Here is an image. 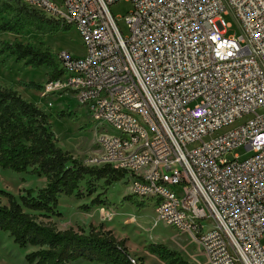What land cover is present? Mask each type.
<instances>
[{"label":"built area","instance_id":"built-area-1","mask_svg":"<svg viewBox=\"0 0 264 264\" xmlns=\"http://www.w3.org/2000/svg\"><path fill=\"white\" fill-rule=\"evenodd\" d=\"M20 1L82 39L84 55L52 54L61 74L42 94L70 91L87 108L95 164L123 172L208 264H264V0H129L126 37L108 8L117 0ZM237 147L251 155L227 158Z\"/></svg>","mask_w":264,"mask_h":264},{"label":"rangeland","instance_id":"rangeland-1","mask_svg":"<svg viewBox=\"0 0 264 264\" xmlns=\"http://www.w3.org/2000/svg\"><path fill=\"white\" fill-rule=\"evenodd\" d=\"M0 5H2L0 21L9 20L14 24L12 31H0V40L7 42L17 40L42 50L49 48L51 54L66 51L73 57L84 55L82 39L75 27L71 26L64 30L65 26L57 23H41L24 14H19L13 3H5L1 0ZM131 6L132 3L129 0H117L108 6L123 37L129 34L125 16ZM221 19L229 25L228 34L241 33L238 21L231 11L226 10L225 13H221ZM53 68L54 64L36 68L24 65V60L16 59L14 55L4 51L0 54V84L16 89L24 98L38 104L47 113L55 142L59 147L69 151L88 165L102 166V164L96 165L94 161L99 152L95 139L100 127L91 121L87 108L80 105L70 91L42 94L44 84L48 81L46 74ZM28 82L41 83V88L27 87L25 84ZM258 111L262 112L263 108ZM249 117L244 116L224 128H219L212 135L220 134L223 130ZM192 146L190 144L188 148ZM234 153L239 154L241 159L251 155L250 151L237 147L228 154L227 158H232ZM88 179L93 183L96 191L82 199H75L72 195H61L55 209V212H59L60 215L30 212L38 221L50 222L57 229L72 227L87 232L90 226L98 228L99 223H102V229H111L116 238L125 240L129 255L139 264H208L199 245L188 233L179 232L163 222H157L153 204L139 203L130 195L126 178L106 186L103 178L97 180L94 177L85 176L79 183L82 191H85V180ZM44 184L43 176L0 168V190L16 197L24 193V189L32 188L36 191ZM97 193H100L103 204L91 206L89 211L79 208L81 204H89ZM0 204H7V199L2 194H0ZM105 210L112 212L111 218L105 216ZM213 225L211 219L205 221L204 231L209 230ZM261 242L264 243V237L261 238ZM152 244H162L164 248L160 253L151 252L148 248ZM35 248L32 246L20 248L7 232L0 231V264H29L24 256ZM169 251L172 253H168ZM173 258H175L174 261ZM72 264L102 263L77 259Z\"/></svg>","mask_w":264,"mask_h":264},{"label":"trees","instance_id":"trees-1","mask_svg":"<svg viewBox=\"0 0 264 264\" xmlns=\"http://www.w3.org/2000/svg\"><path fill=\"white\" fill-rule=\"evenodd\" d=\"M4 2L15 4L19 14L38 22H53L20 0ZM70 27L71 25H66L63 29ZM13 29L14 24L9 20L0 21V31ZM4 51L14 55L16 59L24 60V65L33 68L54 64L53 70L46 74L48 80L61 74L49 48L42 50L17 40H0V54ZM25 85L41 88V83L28 82ZM0 168L28 172L45 178L44 186L36 191L32 188L24 189V193L18 197L0 190V194L7 199V204H0V231L7 232L20 248L36 247L25 254L27 263L70 264L74 260L84 259L102 264H132L125 240L117 239L110 229H102V223H99L98 228L90 226L87 232L72 227L57 229L50 222L38 221L30 212L60 215L55 209L61 195L82 199L96 191L89 179L85 180V191L80 189L79 183L85 176L97 180L103 178L104 184L110 186L123 178L124 173L108 164L88 165L59 147L55 142L47 113L38 104L24 98L16 89L1 84ZM99 204H103V200L100 199V193H97L89 204H81L79 208L89 211L91 206ZM162 248V244H152L148 250L160 253Z\"/></svg>","mask_w":264,"mask_h":264},{"label":"crops","instance_id":"crops-1","mask_svg":"<svg viewBox=\"0 0 264 264\" xmlns=\"http://www.w3.org/2000/svg\"><path fill=\"white\" fill-rule=\"evenodd\" d=\"M106 229H108V228H106ZM111 230V229H110ZM113 233V232H112ZM115 236V235H114ZM118 239V238H117ZM70 264H72V262L70 263Z\"/></svg>","mask_w":264,"mask_h":264}]
</instances>
